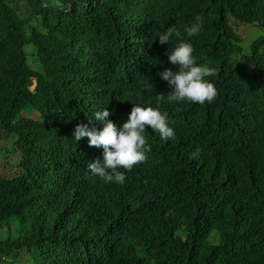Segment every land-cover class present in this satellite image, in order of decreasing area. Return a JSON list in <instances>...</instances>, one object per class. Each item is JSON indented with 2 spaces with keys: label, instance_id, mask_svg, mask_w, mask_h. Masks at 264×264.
<instances>
[{
  "label": "trees",
  "instance_id": "trees-1",
  "mask_svg": "<svg viewBox=\"0 0 264 264\" xmlns=\"http://www.w3.org/2000/svg\"><path fill=\"white\" fill-rule=\"evenodd\" d=\"M197 14L185 39L217 95L169 103L158 73L176 70V41L156 37ZM240 25L261 33L243 46ZM133 104L167 112L174 138L146 126V160L105 183L86 168L102 149L74 128L103 107L119 125ZM1 135L16 139L0 161V264H264V0H0Z\"/></svg>",
  "mask_w": 264,
  "mask_h": 264
},
{
  "label": "clouds",
  "instance_id": "clouds-1",
  "mask_svg": "<svg viewBox=\"0 0 264 264\" xmlns=\"http://www.w3.org/2000/svg\"><path fill=\"white\" fill-rule=\"evenodd\" d=\"M202 23V17L197 14L194 17V23L185 26L183 33L175 26H169L156 37L160 44H169L173 38L176 41L175 46L167 50V60L177 66L176 70L165 68L158 73L160 79L165 81L171 89L167 93L169 103L182 101L199 104L211 103L217 95L214 84L207 79L216 75V68L198 63L193 55L194 48L190 39H185L197 36L201 32ZM240 26H243V30L246 27L245 25ZM220 28L200 34L196 46L199 45L202 37L219 36ZM260 33L258 30L256 36ZM239 34L242 37V33ZM164 99L163 94H157V105ZM22 115L43 121L40 112L26 110L22 112ZM109 115L110 112L105 107L94 111L88 123H79L75 126L73 138L79 141L86 137L89 146L102 149V160H94L86 165L88 171L90 170V175L102 179L105 183L123 184L125 172L131 170L134 165L144 162L147 153L151 151V146L145 136L146 126L158 133L161 140L172 139L175 133L167 112H162L159 107L133 104L127 118L119 125L109 120ZM92 118L102 124L99 130L96 127H89ZM8 138L3 135L0 137L4 140V143L0 144L1 156L3 155L2 149L10 147V139H16V136H8Z\"/></svg>",
  "mask_w": 264,
  "mask_h": 264
},
{
  "label": "rangeland",
  "instance_id": "rangeland-1",
  "mask_svg": "<svg viewBox=\"0 0 264 264\" xmlns=\"http://www.w3.org/2000/svg\"><path fill=\"white\" fill-rule=\"evenodd\" d=\"M236 30L239 33H242V39H243L242 45L243 46H247L249 43H246V41L250 42L251 40H253L256 37L259 28L258 27H255L253 25H248V26H246L244 28V30H243V26L237 27ZM242 30H243V32H242ZM3 143H4V140L3 139H0V144H3ZM0 153H1V151H0ZM3 160H4V158L0 155V161H3ZM1 167H2V164L0 163V168Z\"/></svg>",
  "mask_w": 264,
  "mask_h": 264
}]
</instances>
